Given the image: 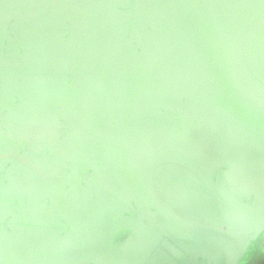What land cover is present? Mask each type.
I'll return each mask as SVG.
<instances>
[{
  "label": "water",
  "instance_id": "1",
  "mask_svg": "<svg viewBox=\"0 0 264 264\" xmlns=\"http://www.w3.org/2000/svg\"><path fill=\"white\" fill-rule=\"evenodd\" d=\"M0 264H264V0H0Z\"/></svg>",
  "mask_w": 264,
  "mask_h": 264
}]
</instances>
